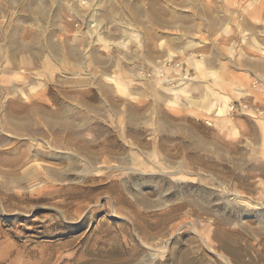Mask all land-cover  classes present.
I'll use <instances>...</instances> for the list:
<instances>
[{"label": "rangeland", "instance_id": "rangeland-1", "mask_svg": "<svg viewBox=\"0 0 264 264\" xmlns=\"http://www.w3.org/2000/svg\"><path fill=\"white\" fill-rule=\"evenodd\" d=\"M0 264H264V0H0Z\"/></svg>", "mask_w": 264, "mask_h": 264}, {"label": "crops", "instance_id": "crops-1", "mask_svg": "<svg viewBox=\"0 0 264 264\" xmlns=\"http://www.w3.org/2000/svg\"><path fill=\"white\" fill-rule=\"evenodd\" d=\"M214 108L211 107V109H213V110H214ZM202 116H203L202 118H204L205 120H207V118H210L211 120H214L215 117H216V112H214V111L213 112L212 111H208L206 113H203Z\"/></svg>", "mask_w": 264, "mask_h": 264}]
</instances>
